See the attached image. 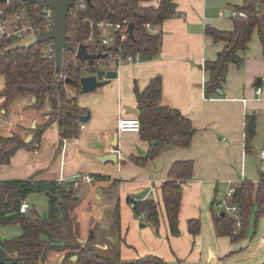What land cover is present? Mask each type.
I'll return each mask as SVG.
<instances>
[{"label":"crops","instance_id":"obj_1","mask_svg":"<svg viewBox=\"0 0 264 264\" xmlns=\"http://www.w3.org/2000/svg\"><path fill=\"white\" fill-rule=\"evenodd\" d=\"M161 1L153 0L150 5L158 7ZM245 1L174 0L172 16L152 27L162 35L156 58L120 69L115 64L116 68L104 70L105 76L116 71L115 80L92 93L80 92L78 104L87 111L85 115L90 113V119L80 122L76 139H61L51 108L38 110L34 96H19L6 105V97L1 95L5 77L0 75V150L19 148L10 165L0 166V184L45 181L69 190L76 176L92 178L91 183L74 186L67 203L75 241L51 250L40 264H77L76 243L85 246L90 239L103 255L120 246L124 262L155 256L168 264H264V215L252 217L245 236L233 242L218 235L217 210L212 208L213 202L226 200L230 188L236 189L244 180L257 185L264 174L260 156L264 149V57L257 32L247 50L239 53L242 67L229 66L221 91L208 97L205 88L209 78L205 64L216 61L225 47L207 35L206 29L231 32L236 17L230 13L238 12L236 8ZM156 76L162 78V105L179 110L196 133L189 148H169L154 160L138 164L131 158L146 157L150 144L138 133H119L118 123L123 117L137 116L127 110H138L134 88L143 91ZM250 114L257 118L256 135L247 148L245 127ZM115 134L118 145L113 148ZM14 136L19 139L3 141ZM112 152L117 155L115 163L98 160ZM177 161H193L194 169L192 178L182 185L180 234L173 236L162 185ZM37 195L44 197L48 216L50 197ZM145 200L158 204L157 229L133 210L132 202ZM117 207L120 230L114 226ZM191 220L201 223L196 236L188 228ZM14 229L0 228V240L22 234Z\"/></svg>","mask_w":264,"mask_h":264},{"label":"trees","instance_id":"obj_2","mask_svg":"<svg viewBox=\"0 0 264 264\" xmlns=\"http://www.w3.org/2000/svg\"><path fill=\"white\" fill-rule=\"evenodd\" d=\"M153 0H85L86 8L78 5L70 10L67 20L68 40L77 46L87 42L91 30L86 20L99 22L109 20L123 23L125 20L134 23V37L118 33V44L123 57L139 54L143 61L156 58L161 50L162 35L146 28L161 26L169 19L175 9L174 0H162L158 7L150 3ZM25 9L29 15L25 20L34 27L43 25L42 9L35 5L10 1L0 4V24L10 15H19ZM246 14L247 18H234L231 32H220L208 27L206 34L215 42H223L225 47L218 54L216 61L207 62L205 71L209 78L205 85L209 97L221 91L226 80L229 66L235 64L242 67L243 58L239 55L245 52L255 32L262 46L264 57V0H248L236 8ZM13 25L12 30L21 27ZM101 32L95 31L99 40ZM16 43L13 38H0V75L5 77V89L1 93L6 97L7 105L19 96H34L35 107L43 110L50 107L52 120L58 123L61 139H76L80 135V117L86 110L80 108L78 95L82 88L80 80L87 76H97L103 80L105 72L96 67L85 69V63L77 60L75 54L65 51L62 72L56 75L54 59L49 58L46 45H36L33 48L8 52V48ZM90 48V45H89ZM117 53V51H116ZM105 60V59H104ZM70 79V83H66ZM134 94L138 103L137 118L140 121L139 135L142 140L149 142L150 149L144 158L132 157L138 164L154 160L160 153L169 148H189L196 133L191 121L179 110L162 105V78L156 76L148 86L141 91L137 86ZM257 118L254 114L246 116V147L256 135ZM19 138L3 139L13 142ZM19 148L13 146L9 150H0V166L10 165L11 158ZM193 161H177L172 165L168 181L162 185V200L165 206L170 232L173 236L180 234L179 212L181 208L182 185L193 176ZM74 184L70 189L56 182L45 181H6L0 184V228L18 224L22 234L14 239L0 240V262H17L18 264H38L43 261L51 250L62 249L65 243L75 241L74 224L68 211L67 203L72 200ZM47 193L50 197L51 208L46 218L40 217L35 211L20 212L21 203L30 195ZM52 196L59 197L61 202H54ZM213 202L212 208H216ZM238 208V220L234 216L217 210L214 213L218 235L229 237L233 242L245 236L250 220L264 215V174L257 185L244 180L235 189L230 201ZM137 217L146 216L148 223L156 229L159 226L158 204L153 200L132 202ZM57 207L60 211H57ZM200 221L191 220L189 231L196 236L200 232ZM114 226L120 230L119 207L115 211ZM90 239L85 246L76 243L77 264H168L164 260L147 256L135 261L124 262L120 256V246H114L108 255H103L93 245Z\"/></svg>","mask_w":264,"mask_h":264},{"label":"built area","instance_id":"obj_3","mask_svg":"<svg viewBox=\"0 0 264 264\" xmlns=\"http://www.w3.org/2000/svg\"><path fill=\"white\" fill-rule=\"evenodd\" d=\"M76 5H78L80 9L86 8L85 0H77ZM42 13H43L44 21L41 27H34L30 24H27L26 26L22 25L21 27L10 31L6 25V21H3L0 24V38L6 36L8 38L15 39L16 42H19L29 36H33L36 38V36L39 35L40 33L50 30L53 26V10L49 8H44L42 9ZM230 15L238 18H244V19L247 18L246 14L243 12H239V13L231 12ZM84 22L88 23L89 28L91 30V34L87 42L84 43L88 48V52L91 54H100V53L106 54V57L104 58L105 60L101 59L99 61H95L92 66L86 62L85 69H88L90 67H98L101 63L103 64L104 62L107 61H112L116 63L118 69L122 68L125 65H131L143 61L139 54L134 56L130 55L127 57H123L121 54V47L118 44L117 35L118 33H120L123 36V38L129 36L128 28L130 22L126 20L123 23H115L109 20H102L99 22L86 20ZM146 28L152 30V26L150 24H147ZM95 31L101 32V36L99 40H96L95 38ZM45 45L47 46L46 51L48 53L49 58L54 59V43H47ZM78 46L79 45H77L76 48H78ZM260 92L261 90L259 89L258 93ZM140 128L141 125L137 116L123 117L119 120L118 123L119 133H125V132L139 133ZM260 156L262 161L264 162V149L262 150ZM91 182H92V178L89 175H78L73 180V184L75 186H79L81 183H91ZM234 192H235V188H230L226 194L227 196L226 200L218 202L216 204V208L217 210L228 213L231 216H237L236 217L238 220L237 226L240 227L239 217L237 214L238 208L237 206L230 204ZM29 209H30L29 203L24 200L21 203L20 212L25 214L29 211ZM144 217H145L144 214H141L139 216L140 219H144Z\"/></svg>","mask_w":264,"mask_h":264},{"label":"water","instance_id":"obj_4","mask_svg":"<svg viewBox=\"0 0 264 264\" xmlns=\"http://www.w3.org/2000/svg\"><path fill=\"white\" fill-rule=\"evenodd\" d=\"M10 1H19L22 3H28L35 5L41 9L49 8L53 10V26L50 30L40 33L35 37L29 36L24 40L14 43L8 48V52L20 51L33 48L36 45L54 43V61L56 65V75L60 76L63 66V58L65 51H69L75 54L77 60L93 65L95 61H99L106 57V54H91L88 52V48L85 44H81L76 48L71 45L68 38V27L67 20L70 10L75 7L77 0H0V4H7ZM87 2L89 0H86ZM134 23H130L128 28V34L131 38L134 37ZM118 77L116 71H109L106 73L105 80H99L97 76H84L80 80V86L82 88V94H89L96 91L99 88H103L110 83V81L115 80ZM70 79H66V83H70ZM259 80V85L262 84ZM257 85V84H256ZM128 112L134 115H138V110L127 108ZM90 119V113L80 117V122L86 123ZM118 145V134L114 135L112 147L115 148ZM117 155L115 153H110L104 157H98L101 162L115 163L117 160ZM54 202H58L59 198L52 196ZM57 211L60 208L57 207ZM222 216L225 215L223 212ZM93 237V234H91ZM77 259V257H76ZM0 264H18L17 262H0Z\"/></svg>","mask_w":264,"mask_h":264},{"label":"rangeland","instance_id":"obj_5","mask_svg":"<svg viewBox=\"0 0 264 264\" xmlns=\"http://www.w3.org/2000/svg\"><path fill=\"white\" fill-rule=\"evenodd\" d=\"M21 11L22 12H19L20 13L19 15H16V14L10 15L5 20L6 21V25H7L8 29L10 31H12L13 25L15 26V24L18 25L20 23L21 25H24V26H26L28 24L27 22H25V20H27L28 17H29L27 11L25 9H22ZM115 64L116 63H114L112 61H107V62H104L103 64L101 63L96 68L100 69L101 71H104V70L105 71L112 70L113 68H116L115 67ZM82 75L83 76H87L88 73L84 72ZM42 198H44V197H39L37 194H34V195H31L30 197H28L26 201L29 203V205L31 207L30 208L31 210H29V211H35L40 217L46 218L47 217V214H45V212H46V206L44 205ZM9 227L10 228H8V226L5 227L6 230H15L14 228H17L16 230L18 231V234L21 231L20 230V226L18 224L11 225ZM2 229H4V227H2ZM9 237H11V238H9V239H1V240H10V239H14V238H16L18 236H15V233H13V234H10Z\"/></svg>","mask_w":264,"mask_h":264}]
</instances>
